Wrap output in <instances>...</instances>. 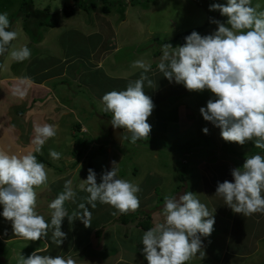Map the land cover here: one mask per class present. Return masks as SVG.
Segmentation results:
<instances>
[{
    "label": "rangeland",
    "instance_id": "1",
    "mask_svg": "<svg viewBox=\"0 0 264 264\" xmlns=\"http://www.w3.org/2000/svg\"><path fill=\"white\" fill-rule=\"evenodd\" d=\"M98 1L97 8L88 5L89 11L85 12L75 0H34L35 10L44 12L49 8L45 16L56 22L57 27L44 28L38 43H33L23 29V19L13 18L22 0H0V13L6 12L10 23L14 20L10 30L18 34L10 48L27 46L31 50L30 58L23 62L13 61L8 53L0 55V152L17 156L33 153L45 165L47 181L35 188V210L49 223L52 210L48 205L64 190L66 180L73 181L76 193L75 202H65L68 213L79 211V203H86L84 198L88 193L80 190L79 184L87 179L89 168L97 173V183H100L104 171L111 170L112 162L119 164L118 178L129 180L141 189L137 194L140 206L132 212L138 213L154 207H160L159 211H162L165 196L178 198L186 186L197 193L200 185L194 186L195 179L204 185L212 184L216 189L218 183L233 181L230 167L234 166V160L244 163L247 156L264 155V150L255 147L252 141L243 145L225 141L220 128L203 118L200 108L215 98L210 90L189 91L183 85L170 83L158 71L164 43L177 39L173 47L183 45L185 39L179 35L193 30L202 36L209 35L217 29L211 22L213 19L226 22L227 18L219 11L209 10L210 4H223L226 0ZM251 3L264 11V0H251ZM106 6L111 8V13H103ZM65 7L74 11L73 17H65ZM121 7L125 8L123 15ZM137 59L151 65L147 75L153 85L148 87L145 83L144 91L151 97L154 109L148 118L152 126L149 137L131 143L124 139L129 133L111 125L112 114L103 111L101 98L112 90L126 89L130 81L140 77L142 70L131 66ZM17 89L25 90L26 94L20 97ZM172 99L176 101L172 102ZM45 123L56 126V135L37 152L33 125ZM205 127L209 129L207 134L203 132ZM206 140L211 145L205 146ZM79 141H83V145L78 149ZM159 141H164L167 146ZM50 149L59 152L60 158L52 159ZM179 150L188 151L182 153ZM203 189L201 187L200 191ZM149 194L152 199L148 206ZM214 198L216 201L211 203L219 206L218 199L222 198ZM212 207L209 205L208 209L212 211ZM90 211V224L97 219L98 213L113 217L109 214L116 212L112 206L99 202ZM158 214L157 210L153 216ZM263 215L257 212L247 223L244 216L238 214L232 229L226 224L228 232L232 233L233 244L237 245L236 249H241H238L241 253L250 250L253 244L251 231L260 226L256 220L253 224V220L260 216L263 219ZM218 217L215 216L212 237L226 218ZM258 219L261 223V218ZM116 222L114 220L111 225H117ZM73 223L71 225L67 217L64 218L61 230L66 233V238L58 247L51 241V230L47 237L38 241L25 240L15 236L11 222L0 216V264H17L21 254L27 257L36 249L53 258L71 256L75 261V256L90 257L87 249L100 248L101 238L97 239L94 234L89 242L85 235L77 239L75 225L83 222L76 219ZM97 232L101 233V230ZM142 235V232L141 235L133 233L132 242L119 240L116 242L118 249L106 250V255L102 253L97 257L93 254V259L100 264L125 257H132L136 262L145 259L141 251L144 248L141 247ZM133 242L140 245L139 253L133 251ZM104 243L110 245L109 239ZM89 244L91 247L87 248ZM257 246L255 255L250 256L254 259L250 262L251 259L246 258L242 263L256 264L264 259V239Z\"/></svg>",
    "mask_w": 264,
    "mask_h": 264
},
{
    "label": "clouds",
    "instance_id": "2",
    "mask_svg": "<svg viewBox=\"0 0 264 264\" xmlns=\"http://www.w3.org/2000/svg\"><path fill=\"white\" fill-rule=\"evenodd\" d=\"M253 7L251 0H226V3H212L210 11H219L226 22L213 19L217 29L209 35L193 31L185 43L173 47L162 46V57L158 71L169 82L183 85L189 91L210 90L214 99L201 107L203 118L220 128L225 141L243 145L252 141L255 147L264 150V11ZM17 32L10 30L6 12L0 13V55L8 53L16 62L30 58L27 46L19 48L10 45L17 39ZM133 68L141 69L138 79L130 81L124 90H112L102 98L103 111L110 112L111 125L123 128L130 135L124 139L136 143L149 137L152 130L148 118L154 103L145 94L144 87L153 85L147 73L151 65L143 59L132 62ZM23 97L26 92L17 89ZM34 140L40 152L46 141L56 135L53 124H34ZM207 134L209 129L205 127ZM49 156L56 160L61 154L49 150ZM115 161L111 170H106L97 183V173L89 168L86 180L79 188L88 193L86 203H79L71 215L65 208L66 201L75 202L73 181L64 183V190L48 205L51 211L50 223L36 212L35 188L47 181L45 165L33 153L20 156L0 152V216L11 222L15 236L38 241L47 237L51 230V241L58 247L64 242L66 233L61 230L65 217L71 222L79 219L90 226L91 209L97 202L112 206L113 214H126L140 206V187L129 180L118 178L119 168ZM233 181L218 183L215 195L234 213L250 216L264 213V155L247 156L242 167L231 165ZM90 206V208H89ZM162 213L164 220L143 232L142 252L148 264H188L199 255L204 258L203 241L214 231V212L200 201L196 193L185 192L165 196ZM17 264H75L71 256L42 255L39 249L25 257L21 254Z\"/></svg>",
    "mask_w": 264,
    "mask_h": 264
},
{
    "label": "crops",
    "instance_id": "3",
    "mask_svg": "<svg viewBox=\"0 0 264 264\" xmlns=\"http://www.w3.org/2000/svg\"><path fill=\"white\" fill-rule=\"evenodd\" d=\"M99 69H101V68H99ZM101 71H103V70H101ZM189 131H191V130H189ZM199 185H200V187L198 188V192L196 193V195L198 196L200 201L202 203H204L205 205L207 204L208 208H209V205L213 206L212 212H214V217L219 215L218 218H220V219H223V217L224 218L226 217V218L224 219L225 220L224 225H222V224L219 225L220 230L216 229V233L213 237H212V233L208 237H201V239L203 241V250L205 252L204 258L201 259L199 257V255H197L196 257L191 259L188 262V264H248V262L242 263L241 261H245L246 258L251 259L250 256H254L258 250V246H257L258 242L260 240L264 239V237H263L264 236V220H263L264 218L262 219V217L260 216V217H257L256 219L253 220V224H256L255 223V220H256L257 224H259L260 226L256 227V229L251 231L252 238H253L252 239L253 244L250 245V250L248 251V253L247 252H245L246 254L241 253L239 251L241 249L240 248H238L239 250L236 249L237 245L233 244L232 233L228 232L229 229L227 228L228 224L230 225L229 227L231 229H232L233 225L236 224L235 223V221H236L235 216H237L238 213H234L233 211H231L232 209L230 207H225L223 199H218V201L221 203L219 206H216V205L211 203L213 201H216V198H214L216 196L215 195L216 189L214 188V186H212V184L211 185H204V182H199L198 179L197 180L195 179L194 180V186L197 188V186H199ZM201 187L204 188L203 191H200ZM187 191L192 192V188H189L188 186H186L185 189L182 190L181 194H184ZM151 199H152V197L149 194L147 199H146V200H148V206L151 205ZM223 210H225V211H223ZM131 212H133V211H131ZM231 212H232V214H231ZM113 213L114 212H111V214H109L113 217L105 216L104 212L98 213L97 219L93 220L94 224L92 223L90 226H87V227L84 224H76L75 225V227H77V228H75V232L77 234V239H79L81 235L82 236L85 235V238H86V240H88V242H89L92 235L96 234V236H97V234L99 233V232H97L98 230L104 229L103 234L101 233V234H98V236H97V239L101 238V241H102V242L100 241L101 243L99 244L100 248L92 249V247L89 244L87 246V248L91 247V249H87V251L91 254V256L90 257L89 256H85V257L75 256V257H77L75 260V264H100V263H97V261L93 259V254H96V257L102 253H103V255H106L104 253L106 250L112 251L113 249H118L119 245L117 243H119V240L121 241L122 239H126L127 241L132 242V240L134 238V236H132L133 233H135V234L139 233L141 235V232L142 233L144 232L140 228L130 226V225L117 224V225L112 226L111 225L112 222L114 220H117L118 217L121 215L119 213L114 215ZM158 213L159 214L153 216V219H152L154 226L158 223H162L164 220V216H163L162 211H158ZM252 215H253V217H252ZM252 215L246 216V218L244 216L243 219L245 220V222H247V220H249L250 218H255L257 215V212L253 213ZM241 216H242V214H241ZM258 218H261L260 219L262 221L261 223H260ZM216 219L217 218H215V220ZM67 220H68V218H67ZM68 222H70V221L68 220ZM70 224L74 225L73 221H71ZM78 226H80L81 228H78ZM72 230H73V227H72ZM126 233H127V235H126ZM128 235H129V237L127 238L126 236H128ZM82 236L80 239H82ZM108 239L110 241V245H105L104 242L107 241ZM138 239L139 238H137L136 241ZM113 240H114V242H113ZM74 243H75V241H74ZM245 243H246V241H245ZM133 245L135 246V249L133 251H136L137 253H139L138 248L140 247V245L138 243L135 244V242H133ZM231 245H232L233 249H231ZM110 246H111V248H110ZM143 246L144 245H142L141 247H143ZM141 251H142V248H141ZM81 252L82 251H80L79 253H81ZM107 259L109 260L108 257H107ZM253 259H251L250 262ZM101 263H103V262H101ZM261 263L264 264L263 258H261V261H256V264H261ZM108 264H148V262L146 259H138L136 262L132 257H130V258L125 257L122 260H118L115 262H109Z\"/></svg>",
    "mask_w": 264,
    "mask_h": 264
},
{
    "label": "trees",
    "instance_id": "4",
    "mask_svg": "<svg viewBox=\"0 0 264 264\" xmlns=\"http://www.w3.org/2000/svg\"><path fill=\"white\" fill-rule=\"evenodd\" d=\"M85 2H83V0H75L76 4H78V7L80 9H82L85 12L89 11L88 5H90L93 8H97V4H98V0H84ZM104 2L106 0H103ZM107 3V1H106ZM34 0H22V3L20 5V8L18 10V13L13 17L14 19H23V29L25 30V32L30 36V39L33 43L37 42L40 40L39 36L42 35V30L44 28H50V29H54L57 27V23L53 22L52 20H50V17L45 16V13L49 12V8H46L44 12L40 11V10H35L34 9ZM143 7L147 8V5H144ZM121 11H123L125 8L121 7ZM125 11L121 12V15L124 14ZM103 13L105 14H109L111 13V8L109 6H106V8L103 9ZM64 14L65 17L70 18L74 16V11L73 10H67L66 7L64 8ZM122 19H124V16H122ZM14 20L11 21L10 23V27L12 26ZM198 32L197 30H193ZM193 31H188L185 32L182 35H179V38L184 39L187 35H190ZM177 40V39H176ZM176 40L173 41L170 44H174L176 43ZM182 44H184V42H182ZM36 58V57H35ZM36 60V59H35ZM176 101L175 99H172V102ZM77 128L79 129L80 126H77ZM159 138V137H158ZM161 142V145L167 146V144L164 143V141H159ZM83 145V141H79V145H78V149L79 146L82 147ZM204 145L205 146H209L211 145V143L206 140L204 141ZM190 150V149H189ZM180 152H187L188 150H179ZM81 153V152H80ZM221 158L223 159H229L227 157H223L221 156ZM234 162V166L236 164V168L238 167H242L244 163H240L236 160L233 161ZM233 167H230V170H232ZM224 176L227 177V175L224 173ZM182 179V178H180ZM232 181V180H231ZM225 207H228L226 204H224ZM160 207H154V208H150L149 210H142L141 212L138 213H126V214H121L119 216V218L117 219L118 224H122V225H130V226H134L137 228H140L143 231H146L148 229H150L151 227H153V220H152V216L153 213L156 212L157 210L159 211ZM226 209V208H225ZM225 211V210H223ZM2 219L6 220L4 217H2ZM102 233V230H101ZM98 233V234H101ZM97 234V236H98ZM0 247H1V243H0ZM1 252V250H0Z\"/></svg>",
    "mask_w": 264,
    "mask_h": 264
}]
</instances>
